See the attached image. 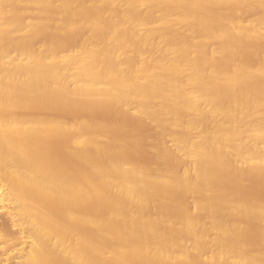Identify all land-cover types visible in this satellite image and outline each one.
<instances>
[{
    "label": "bare ground",
    "instance_id": "1",
    "mask_svg": "<svg viewBox=\"0 0 264 264\" xmlns=\"http://www.w3.org/2000/svg\"><path fill=\"white\" fill-rule=\"evenodd\" d=\"M255 182L264 0H0L4 261L264 264Z\"/></svg>",
    "mask_w": 264,
    "mask_h": 264
},
{
    "label": "rangeland",
    "instance_id": "2",
    "mask_svg": "<svg viewBox=\"0 0 264 264\" xmlns=\"http://www.w3.org/2000/svg\"><path fill=\"white\" fill-rule=\"evenodd\" d=\"M258 184H259V185H258ZM253 185H255V187H254V193H256V191L258 192V190H259L260 192H259L258 194H261V195L263 194V195H264V191H263L262 189H260V188H263V189H264V184H263V183H261V182H260V183H258V182L256 183V182H255ZM260 185H261V187H260ZM256 187H258V189H256ZM252 189H253V188L251 187V191H252ZM255 189H256V190H255ZM252 192H253V191H252ZM262 192H263V193H262ZM263 195H262V196H263ZM0 212H1V211H0ZM2 214H4V213H2V212L0 213V228L2 229V227H3V228L5 229L3 232L6 231V232H8V233H9V232L12 233V231H14V229L12 230L13 227H12L11 225L8 224V221H7L6 215H5V214L2 215ZM4 222H6V223L4 224ZM6 225H7L8 227H7ZM1 229H0V230H1ZM9 229H11V230H9ZM7 230H8V231H7ZM0 232H2V230H1ZM0 238H1V237H0ZM3 246H4V243L2 242V240H0V264H12L11 262H8V261H7V262H8V263H7L6 261H4V258H6V257H5V253H6V252L4 251V249H3L4 247H3ZM4 252H5V253H4ZM6 256H7V253H6ZM5 260H6V259H5Z\"/></svg>",
    "mask_w": 264,
    "mask_h": 264
}]
</instances>
